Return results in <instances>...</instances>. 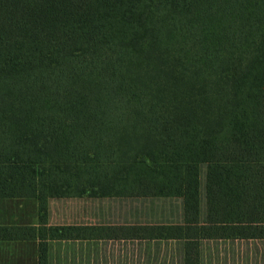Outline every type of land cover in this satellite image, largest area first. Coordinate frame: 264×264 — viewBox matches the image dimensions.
I'll list each match as a JSON object with an SVG mask.
<instances>
[{
	"label": "trees",
	"instance_id": "obj_1",
	"mask_svg": "<svg viewBox=\"0 0 264 264\" xmlns=\"http://www.w3.org/2000/svg\"><path fill=\"white\" fill-rule=\"evenodd\" d=\"M214 163H264V0H0L1 244L90 264L101 242H172L175 264H205V241L264 242V223L202 221ZM168 196L178 223L49 222L57 200ZM18 200L37 226L7 213Z\"/></svg>",
	"mask_w": 264,
	"mask_h": 264
},
{
	"label": "rangeland",
	"instance_id": "obj_2",
	"mask_svg": "<svg viewBox=\"0 0 264 264\" xmlns=\"http://www.w3.org/2000/svg\"><path fill=\"white\" fill-rule=\"evenodd\" d=\"M156 9V19L161 18V21L157 20L158 25L173 31L169 35V43H179L176 40L180 39L179 26L185 21L184 15L172 12L166 3ZM198 169L203 222L264 223V163L201 164ZM31 209L32 206L24 208L21 200L11 201L9 215H13L15 221L21 217L25 221ZM50 209L49 222L56 225L156 224L182 221V200L178 196L101 200L71 198L52 202ZM71 247L81 251L82 248H88V245L72 243ZM97 247L102 255L105 252V256L103 260L95 258L90 264H175L177 261L172 259L175 255L173 253L177 251V246L172 242L105 241L98 243ZM202 248L205 264H264V242L261 241H205ZM150 253L160 257L152 260V257L149 258ZM68 264H87V260L81 261L72 257Z\"/></svg>",
	"mask_w": 264,
	"mask_h": 264
},
{
	"label": "crops",
	"instance_id": "obj_3",
	"mask_svg": "<svg viewBox=\"0 0 264 264\" xmlns=\"http://www.w3.org/2000/svg\"><path fill=\"white\" fill-rule=\"evenodd\" d=\"M38 203L33 202V209L30 210L29 217L25 221L20 218L21 226H37ZM8 211L9 208L5 209ZM21 213V212H20ZM31 245L33 249H31ZM36 261V243H25L20 245H3L0 243V264H34Z\"/></svg>",
	"mask_w": 264,
	"mask_h": 264
}]
</instances>
